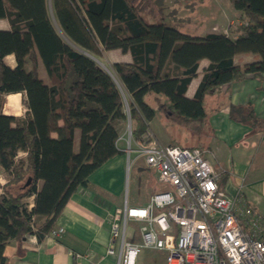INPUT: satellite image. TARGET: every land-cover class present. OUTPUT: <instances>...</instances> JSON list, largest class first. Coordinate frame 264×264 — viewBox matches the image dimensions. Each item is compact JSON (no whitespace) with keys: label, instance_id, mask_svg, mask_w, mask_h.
<instances>
[{"label":"trees","instance_id":"trees-1","mask_svg":"<svg viewBox=\"0 0 264 264\" xmlns=\"http://www.w3.org/2000/svg\"><path fill=\"white\" fill-rule=\"evenodd\" d=\"M151 2L158 9L152 19L143 12ZM231 2L242 21L235 33L198 37L163 15L165 0H0V19L10 24L0 30V168L7 178L0 193V264H10V243L42 242L71 196L121 153L117 143L128 121L122 90L86 53L118 49L131 55V63L113 69L132 97L134 138L149 129L157 111L201 134L207 94L264 75V0ZM240 54L257 60L240 67ZM9 55L14 68L5 63ZM203 59L209 65L190 99L186 92ZM13 94L25 97L22 118L3 115ZM239 110L242 121L257 123L251 109L233 108V115Z\"/></svg>","mask_w":264,"mask_h":264},{"label":"crops","instance_id":"crops-1","mask_svg":"<svg viewBox=\"0 0 264 264\" xmlns=\"http://www.w3.org/2000/svg\"><path fill=\"white\" fill-rule=\"evenodd\" d=\"M238 13L237 11L236 15ZM232 18L229 17L228 22ZM179 20L183 23H173L186 24L183 19ZM187 26L178 28L191 35ZM215 27L218 28V23L213 25L211 31L194 36L221 34ZM0 30H10L7 19H0ZM108 54L111 55L113 64L132 62L131 55L124 54L121 50L104 51L101 56ZM256 60L254 54H240L235 57V64L242 67ZM5 63L14 68V55L7 56ZM208 65L209 60H201L197 76L187 89L188 98L195 96ZM39 76L41 78L40 73ZM41 79L48 82V79ZM126 96L128 103L132 101L129 94L126 93ZM203 105L206 111L205 122L201 127L203 132L199 134L198 141H193L189 146L201 149L214 168L223 172L222 188L227 197L238 207H252L264 222V75H249L242 81L225 85L207 94ZM233 108L251 109L257 123L253 126L242 121L243 111L239 110L233 115ZM153 120L149 122V126ZM186 129L191 131L187 127ZM122 136L125 137L124 131L120 138ZM120 138L117 146L121 153L94 172L89 178L88 186L79 189L67 202L54 227L65 230L62 238L47 236L42 242H38L35 237H31L22 244L12 242L5 248V256L10 264H117V258L108 255L107 248L110 243L112 215L122 207L126 197L124 192L128 160L125 141ZM156 140L161 145L180 146L171 142L162 144L157 137ZM78 141L77 131L75 147ZM75 255H80L81 258L76 259Z\"/></svg>","mask_w":264,"mask_h":264},{"label":"built area","instance_id":"built-area-1","mask_svg":"<svg viewBox=\"0 0 264 264\" xmlns=\"http://www.w3.org/2000/svg\"><path fill=\"white\" fill-rule=\"evenodd\" d=\"M127 114L128 132L120 138L127 171L143 161L170 190L142 206L131 205L126 195L112 215L107 254L117 264H137L143 250L165 252L166 264H264V222L252 207H238L227 197L223 172L201 149L161 145L150 129L134 138ZM130 223L139 228L131 229ZM64 231L53 229L48 236L59 239Z\"/></svg>","mask_w":264,"mask_h":264},{"label":"rangeland","instance_id":"rangeland-1","mask_svg":"<svg viewBox=\"0 0 264 264\" xmlns=\"http://www.w3.org/2000/svg\"><path fill=\"white\" fill-rule=\"evenodd\" d=\"M145 4L146 3H144V5ZM165 7L163 15H167L168 20L172 22H180L181 20H179V18L183 19L188 25L184 24V26L189 27L187 31L191 35H198L202 34L204 31H211L213 25L218 23V28L215 27V30L220 31L219 33L232 36L242 22L239 19L240 13L236 15L237 10L234 8L231 0H165ZM157 10L158 9L154 8L151 2L150 6L146 7L143 12L148 13L150 19H152V15H154L152 12H157ZM229 17H233V20H229L228 22ZM180 23H183V21ZM57 30L61 34L59 28H57ZM86 54L93 57L98 66L103 68L106 72H109L116 80V83L122 90L124 108L128 113L130 107L127 96L113 69L111 55L96 56L88 52ZM38 69L41 78L47 80L48 76L40 60ZM6 100L7 103L3 113L4 116L11 118L24 117L27 107L25 105V97L22 94L8 95ZM149 129L162 144L171 142L173 144L175 143L174 145L186 146L187 144V146H189L193 141H198L200 137L199 134L189 131L185 126L173 123V121L169 120L161 111H157ZM125 132H128L126 128L124 130V133ZM6 181L7 178L5 174L0 170V189ZM169 190L170 188L167 185L158 182L155 172L148 170L144 166L143 161H138L127 174L124 197L127 195L131 204L142 205L147 203L152 195L167 192ZM27 202L32 204L33 199L29 198ZM129 226L131 229L134 228L137 230L139 228V225L136 223H130ZM166 257L167 254L163 251L143 250L138 257L137 264H166Z\"/></svg>","mask_w":264,"mask_h":264},{"label":"water","instance_id":"water-1","mask_svg":"<svg viewBox=\"0 0 264 264\" xmlns=\"http://www.w3.org/2000/svg\"><path fill=\"white\" fill-rule=\"evenodd\" d=\"M89 57H91V56H89ZM94 61H96L93 57H91ZM103 69V68H102ZM108 74H110L109 72H107ZM111 75V74H110ZM112 76V75H111Z\"/></svg>","mask_w":264,"mask_h":264},{"label":"bare ground","instance_id":"bare-ground-1","mask_svg":"<svg viewBox=\"0 0 264 264\" xmlns=\"http://www.w3.org/2000/svg\"><path fill=\"white\" fill-rule=\"evenodd\" d=\"M15 95V94H14ZM19 96V95H18Z\"/></svg>","mask_w":264,"mask_h":264}]
</instances>
